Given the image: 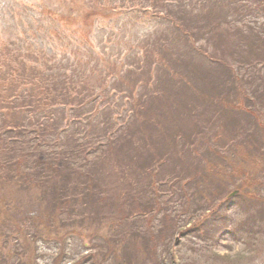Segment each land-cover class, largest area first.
<instances>
[{"label": "rangeland", "instance_id": "1", "mask_svg": "<svg viewBox=\"0 0 264 264\" xmlns=\"http://www.w3.org/2000/svg\"><path fill=\"white\" fill-rule=\"evenodd\" d=\"M194 1L0 0V54L20 43L28 54L25 68L42 73L47 65L46 73H59L65 79L61 84L66 89L60 87L51 106H75L78 97L71 89L80 85L82 99H96L113 111L103 110L98 120L103 125L111 117L114 121L104 128L102 154L89 163L87 173L96 194L91 200L93 212L81 214V218L95 223L90 225L92 235L85 242L68 239L63 251L55 249L62 264H90L92 259L110 264L114 262L110 252L119 255L116 249L122 251L125 244L129 245L123 253L130 264H151L155 255L162 260L166 254L178 264H264V131L259 139L263 148L237 143L242 141L240 131L248 122L251 127L253 116L245 113L251 109L264 127V116L260 117L264 111L255 110L250 100L245 105L239 89L230 87L242 80L249 90H244L243 96L247 99L256 92L254 98L260 106L264 99L257 93L263 92L264 70L259 69L263 63L258 61L254 73L241 71L235 58L247 57L246 48L252 42L249 31L245 29L248 40H240V45L229 36L216 37L218 30L210 18L217 0ZM251 2V15H244L243 25L264 29V8L256 13L257 1ZM48 15L62 22L57 29L69 30L66 39L46 42L44 35L53 29ZM177 25L192 40L187 41ZM45 29L47 33L41 34ZM74 36L81 53L71 55L73 49L66 44ZM4 56H0V75L11 80L8 72L12 69L3 66ZM217 60L228 66L213 62ZM21 63L19 59L17 65ZM29 73L22 70V74ZM87 77L93 82L89 84ZM83 78L88 79V85ZM7 92L0 82V95ZM5 121L8 126L13 120L5 117ZM143 187L151 191L152 203L158 202L166 210L144 217L156 219V233L145 235L144 241L122 238L117 247L105 244L111 237L107 223L112 222V228L117 224L116 209L141 218ZM191 202L201 210L185 221ZM208 208L215 213L206 211ZM47 210L53 211L52 206ZM177 212H181L179 217ZM101 216L105 219L96 224ZM169 217L174 220L167 221ZM81 218L72 216L64 221L77 225ZM158 220L164 228L161 232ZM140 225L144 222L138 228ZM224 230L233 233L223 234ZM144 231L145 227H140L137 232ZM95 236L97 240L92 242ZM51 250L39 244L40 264H48ZM100 254H106L107 259L102 261Z\"/></svg>", "mask_w": 264, "mask_h": 264}, {"label": "trees", "instance_id": "2", "mask_svg": "<svg viewBox=\"0 0 264 264\" xmlns=\"http://www.w3.org/2000/svg\"><path fill=\"white\" fill-rule=\"evenodd\" d=\"M251 1H257L255 12L261 13L264 8V0H217L212 8L210 18L214 30H218L214 32L215 36L221 39L229 36L234 40V43L240 45L241 41H245L244 39L248 40L245 29L249 31L248 37H251L252 42L246 48L247 57L235 58L241 71L249 74L256 71L255 67L258 65V61L263 63L259 69L264 70V29L260 27L253 29L249 24L243 25L244 15L246 18L251 15ZM196 3L195 0L194 4ZM217 17L219 19H216ZM48 18L53 29L52 31L48 30L50 34L44 35L48 39L46 42L53 43L55 40L61 42V40L66 39L64 34L69 30L60 27L57 29V25H62V22L53 18L50 19L49 15ZM262 26L264 27V22L261 24ZM176 28L187 41L192 40L188 33L178 28V25ZM44 33H47L46 29L41 32V34ZM71 34L75 33L72 31ZM197 39L199 40L198 37ZM254 42H258V44L254 46ZM66 45L72 47L71 55L81 53L77 48L75 36L70 42L67 41ZM255 47L257 48L256 53ZM50 48L49 46L46 47V49ZM42 52L45 53V51ZM0 56H4L5 59L3 66L7 70L12 69L8 75L13 78L10 80L5 74L0 75V82L7 86L8 90L7 94L0 95V264H40V243L53 249L47 258L48 264H62V257H59V254L54 251L55 249L63 251L67 246L68 239L76 238L85 242L92 235L93 229L90 228V225L94 223L93 220L88 219V217L81 218V214L88 213L90 215L93 212L91 200H93V193L96 194V188L88 183L90 179H87V173L90 171L89 163L92 164L93 159L97 158V154L103 151L101 141L106 135L103 134L106 131L104 128L113 124L114 121L111 120L112 117L110 120L103 119L107 123L103 125L98 120L102 117L103 110H107L111 114L113 111L106 108L104 104L97 103L96 99H82L83 97L79 93L82 88L79 87L80 85H74L71 89L75 92L71 94L78 97L75 106H64L67 104L51 106L53 105L51 103L59 96L60 87L64 90L67 87L61 84V81L65 82L61 74L46 73L47 65L43 66L42 73L25 68L28 54L23 51L20 43H17L12 51L1 53ZM251 57L254 59L250 60ZM19 59L22 60V63L17 65ZM213 62L223 67L228 66L219 60ZM23 69L28 72L31 71V73L22 74ZM226 69L230 70L229 68ZM87 78L89 84L93 82L90 77ZM262 78H264V73ZM87 80L82 79L84 85H88ZM242 84V80L241 82L236 81L230 87L239 89V94L241 93L244 98L245 105L249 104L250 100L255 110L261 108L264 111V80L261 83L263 92L257 93L262 95V97L259 96L260 100H263L260 102V106L254 98L255 94L253 93L256 92L250 93L251 96L247 99L244 97L243 91L249 92V90ZM251 91L253 90L251 89ZM258 111L260 110L258 109ZM245 114H249L250 117L253 116V119H250L251 127L248 128L250 123L246 121L248 126L240 131L242 141L237 143L243 147L251 144L250 148L253 149L254 147L255 150L258 149L257 146L263 148L259 144V139L264 127L257 123L251 109H249V113ZM241 116L243 117L244 114ZM262 116L264 113L260 114V117ZM5 117L13 120L8 126ZM247 129L249 130L246 131ZM189 147L192 148V146ZM117 164L118 160H116ZM143 188L141 193L143 204L140 205L142 208L141 218L138 214L128 215V213L116 209L117 216L114 219L117 224L115 228H112V222L107 223L111 237L108 240H106V236L103 238L106 240L104 241L105 244L111 243L112 246L117 247V242H121L122 238L144 241L142 238L145 235L152 236L156 233L154 230L156 219L148 220L144 217L153 213L157 215L166 210L162 209L158 202L152 203L153 198H149L151 191L147 187ZM60 189H64L65 192L60 191ZM194 205L195 207L190 210ZM50 206H52L53 211L49 212L47 208ZM219 207L222 208V206ZM197 210H201V206L191 202L185 211V221H191V217ZM208 210L211 212L213 208H208L206 211ZM95 211L98 212V210ZM175 214L179 217L181 212ZM64 216L66 217L64 218ZM72 216L80 217L82 223L77 225L66 224L64 220L72 219ZM103 219L105 218L101 216L97 219L96 224H100ZM172 219L169 217L167 221L171 220L172 222L174 220ZM89 220L92 221L89 222ZM162 220L165 221L164 217ZM151 221L153 222L151 223ZM183 221V219L180 220L182 223ZM140 222H144V225H140V227L142 229L145 227V233L142 234L137 232L140 229V227L138 228ZM158 223V232H161L164 229L162 224L160 226L161 220H158ZM126 231L129 232L128 235H125ZM225 232L229 235L233 233L224 230L223 234H226ZM158 236L161 235L156 237ZM96 240L95 236L92 242ZM207 241H213V239H207ZM101 242L103 241L101 240ZM128 245L125 244L122 251L116 249L120 251L119 255H116L115 251L110 252L109 256L114 257V262L112 261L110 264H116V260L119 264H130L127 255L123 253ZM100 256L102 261L107 259L106 254H100ZM133 256L134 260H138L136 254ZM155 257L156 259L152 260L151 264H165L170 260V264L179 263L175 261V257H170V254H166L162 260H157L156 255ZM176 259L181 261L180 258ZM89 263L100 264L98 259L89 260ZM183 264H187V262L185 261Z\"/></svg>", "mask_w": 264, "mask_h": 264}]
</instances>
